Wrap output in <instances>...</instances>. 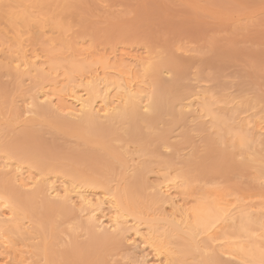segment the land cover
<instances>
[{"label":"rangeland","instance_id":"rangeland-1","mask_svg":"<svg viewBox=\"0 0 264 264\" xmlns=\"http://www.w3.org/2000/svg\"><path fill=\"white\" fill-rule=\"evenodd\" d=\"M2 48L6 49L4 52L28 48L30 52L39 53L45 62L52 58L62 60L64 67L72 61L100 59L103 61L104 54L106 57L113 50L150 57L152 65H161V68L166 67L163 71H170L163 77L168 82H174L170 87V98L174 106L189 104L190 99L192 100V98L184 99L179 104L178 96L186 98L190 93L206 91L211 93L215 100L222 101L214 108L229 109L236 105L238 114L244 113L240 117H250V120L261 118L258 119L261 122L264 119V0H0V51ZM77 50L91 52L93 56L87 59L80 57ZM5 62L4 56L0 53V66H4ZM1 68L0 125L8 127V130L5 127L7 130L5 142L10 143L17 133L26 128L28 120L35 115L30 116L32 118L28 120L25 118L14 120L15 112L18 111L19 114L22 112V102L28 101L24 95L29 90L27 87H31L30 81L25 80L26 83L22 81L24 85L28 82V85L24 86L20 79V81L16 79L15 72ZM173 68L178 71L176 79ZM137 75L138 80H152L144 72ZM17 82L27 88V91L24 89L26 93L23 91L25 94L21 92L22 90L20 93L17 91ZM20 97L24 101H21ZM191 113V115L187 114V119L177 121L176 118L163 112L153 128L141 123L143 132L155 134L164 129L169 130L163 142L155 144L148 142L146 150L140 149L138 143L129 141L124 136L126 127L124 124H117L116 131L123 140L112 143L124 153L126 168H121L119 163L113 160V169L100 176L105 181L106 188L100 185L85 188L78 181L72 185L79 188L82 186V190L88 191L87 195L93 199L95 208L99 206L100 210L97 211L99 217L108 222L112 215L111 211L105 205L101 208L98 205L106 190L112 193L117 190L122 195L125 186L133 180V176L138 171L134 170L140 166H148L143 172L146 187L142 191L139 206L131 210L133 215L131 214L129 219L130 223L125 226L127 229L121 237V243L117 244L119 241L117 239V242L114 241L116 244L101 248L105 264H144V262L152 264L159 257L165 258L166 251L159 248L158 241L161 238L149 239V226L146 222L152 217L150 208L153 194L155 192L154 195L158 194L159 189L166 185L176 186L175 191L170 190L171 194L174 193L172 196L175 203L177 204L178 201L184 208L191 207L194 202L202 198L207 202L219 201L221 205L231 208L245 204L252 205L257 210V207L264 205V175L260 174L258 169L264 168V135L256 143L254 142L255 144L252 142L250 148L241 145L237 138L234 146L232 143L235 138L234 131L229 122L227 124L232 131L220 121L214 122L212 115L205 116V111ZM253 115L254 119H252ZM35 119L34 128L39 130V134L41 133L42 145L44 144L47 149L52 147L51 149H57L59 152L61 148L59 153L64 154L66 150L79 151L86 147L75 135L56 132L49 126L48 119ZM196 125H202L203 129L195 127ZM219 125L224 127L221 132H218ZM185 133L191 136L187 142L183 138ZM254 146L261 153V157L260 154L247 157L248 152L252 153L251 148ZM91 147L98 150L95 145ZM176 147L177 150L174 149ZM23 148L24 146L18 153L22 152ZM221 149L232 154L236 165L247 163L251 167L246 170L240 167L229 168L226 175L208 170L211 167L207 158L209 156L214 158L218 154L217 150ZM0 150L2 151H0V163L4 158L9 157L8 160L6 159L11 164L9 169L20 164L21 173L29 170L28 173L31 172L33 178H38L41 182H55L57 187H61L62 184L70 185L68 178L60 172L61 166L65 165L66 161H59L54 171L40 170L28 163H21L19 156H10L3 152L2 148ZM166 159H171L170 166H165L163 161ZM251 159H255V162ZM202 160H205L207 169L205 174H198L189 164L199 163ZM90 167H94V162L82 168L84 172L91 174ZM2 171L8 172L0 169V173ZM187 172L186 178L184 175ZM2 176L5 181L11 175ZM177 178L182 179L186 184L181 185L183 181L179 179L180 182L176 181ZM15 186L19 187V184ZM178 186L181 187L179 190ZM8 197L9 194H6V198ZM41 201L40 198L33 203L35 208L42 209ZM74 201L77 209L79 206L77 197ZM163 207L161 213H166L165 216L171 215V205L167 204ZM71 215L73 216L61 214L51 216L55 237L51 241L52 249L55 251L66 250L73 236L82 244L89 240L85 229L78 224L85 220V217L81 218L75 213ZM254 217L260 220L259 223L264 222V216L259 218L254 215ZM22 222L23 226L18 233L6 234L0 238V264H46V257L36 248L43 236L49 235V230L42 233L39 220L33 215H25ZM134 223L140 226L136 228L137 225ZM226 230L219 232L216 238L220 239L224 232L231 234L232 229ZM167 234L170 236L166 241L172 242L169 246L175 251L179 264H202V260L197 258V253L187 256L180 253V243L185 238L183 233H177L178 237H175L176 233L173 232ZM162 238L164 240V237ZM262 241L264 246V240ZM209 247L205 239V250ZM209 253L213 254V251ZM223 258L233 264L240 263L226 256Z\"/></svg>","mask_w":264,"mask_h":264},{"label":"bare ground","instance_id":"bare-ground-1","mask_svg":"<svg viewBox=\"0 0 264 264\" xmlns=\"http://www.w3.org/2000/svg\"><path fill=\"white\" fill-rule=\"evenodd\" d=\"M6 49L2 48L0 51L6 60L5 65L0 67L15 72L16 79H20L21 82L30 81L29 86H31L27 87L29 90L24 95L28 101H24L20 97L21 101H24L22 102V112L19 114L16 111L14 120H18V118L28 120L33 117V114L35 116L32 118L33 120H28L26 128L17 133L10 143L5 142L8 127L5 126L6 130L0 125V149L2 148L3 152L10 156H19L18 159L21 163H28L40 170L54 171L57 169L59 161H66L67 163L61 166L60 172L68 178L70 185L62 184L61 187H57L55 182H41L38 178H33L31 172L28 173L29 170L28 172L25 171L26 173H21L20 164L9 169L11 167V164L7 162L9 157L4 158V161L0 163V169L8 172L2 171L0 173V238L6 234L18 233L23 226L22 221L25 215L36 216L42 233H46L47 230L50 232L49 235L43 236L36 248L46 257V264H105L101 248L109 244H116L117 239H119L117 244L121 243V237L127 229L125 226L130 223L129 219L133 215L131 210L139 206L142 191L146 187L143 172L148 169V166H140L134 170L138 171L133 176V180L125 186L122 195L117 190L113 193L108 189L106 190L98 205L100 208L105 205L111 211L112 215L108 222L99 217L97 213L100 210L99 206L95 208L93 199L87 195L88 191L82 190V186L80 188L75 187V185L72 186L78 181L85 188L99 185L106 188L105 181L100 176L113 169L112 161L115 160L121 168H126L127 162L124 153L120 152L112 143L123 140L116 131L117 124L126 126H124V136L129 141L138 143L142 150L147 149L148 142L153 144L163 142L167 136L168 129L152 134L143 132L140 127V124L144 123L148 128H153L154 124L160 120L163 112L176 118L177 121H182L190 111L193 114L199 110L205 111V116L212 115L214 122L220 121L228 128L231 125L235 137L232 142L233 145L237 138L241 145L250 148L252 147L249 146L250 144L256 143L264 135V119L261 122L258 120L261 118L250 120V117H247L249 119L240 117L244 113L238 114L239 110L236 105L229 107V109L225 107L214 108L216 104H221L222 101L215 100L214 96L211 93H206V91L200 92L201 94L190 93L189 97L186 98L178 96L179 104L184 99L192 98V100L190 99L189 104L183 103L185 105L174 106L170 98V87L174 82H168L163 77L170 71H163V68L166 67L161 68V65H152L150 57L130 55L121 51L119 53V50H113L106 57L104 54L103 59L105 58V60L103 61L101 59L97 61H72L65 68L62 60L52 58L45 62L39 53L30 52L31 50L29 51L28 48L4 52ZM77 51L80 57L86 59L93 56L91 52ZM112 60L113 62H111ZM39 62L41 63L38 64ZM169 64L167 65L169 66ZM59 70L63 71L59 72ZM141 72L147 74L152 80H138L137 74ZM173 74L176 79L178 71L174 68ZM31 83L32 85H30ZM21 85L17 82V91L20 93L22 90L21 92L26 93L27 88L24 86L28 85V82L24 86ZM1 88L0 85V90ZM24 92L23 94H25ZM23 94L21 93L22 96ZM21 101L19 102L21 103ZM177 107L179 108L177 109ZM15 109L18 108L15 107ZM35 118L38 120L40 118L42 120L48 119L49 126L56 132L71 133L80 138L86 147L79 151L66 150L64 154L59 153L61 148H58L59 152L57 149H51L52 147L47 149L44 144L45 147L42 145L41 133L39 134V130L34 128L36 126ZM252 119H254V115ZM197 126L203 129L202 125L195 127ZM218 128V132L224 130V127H220V125ZM231 129L228 130L232 131ZM190 137L185 133L184 141H189ZM93 145L97 146L98 150L93 149L91 147ZM22 146H24L23 151L18 153ZM255 148V146L251 148L252 153L248 152L247 157L251 155L253 157L257 154H260L261 157V153ZM174 149L177 150L178 148ZM62 150L64 151V148ZM155 150L153 151L155 152ZM217 153L214 158L212 156L207 158L210 160L211 167L208 170L215 173L226 175L229 168L240 167V169L246 170L251 167L247 163L236 165L232 154L222 149L217 150ZM251 160L255 162V159ZM93 162L94 167L89 168L91 174L84 172L82 167L91 165ZM163 162H165V166L171 165V159H166ZM189 165L198 174H205V169H207L205 160ZM258 169L259 173L264 175V168ZM1 174H5V177L10 174L11 179H5V181L9 179L5 183L1 178L4 176ZM184 176L187 178L188 172ZM178 179L175 180L183 181ZM183 183L186 184L183 181L181 185ZM16 184H19V187L15 186ZM174 188H176L175 185L172 187L166 185L159 189L158 194L154 195L155 192L151 198L152 207L150 210L152 212H150L152 217L150 216L151 218L147 219L146 222V225L149 226L148 236L149 239L153 240L161 238L158 241L159 248L166 251L164 259L159 257L152 264H179L175 251L169 246L172 242L166 241V238L170 236L167 234L169 232L176 233L175 237H178L177 233H183L185 238L180 243V253L183 256L197 253V258L202 260V264H233L225 260L223 258L225 256L242 264H264V246L261 243L264 240V222L259 223L260 220L258 221L254 217V215L259 216V218L264 216V205L257 207V210L252 205L245 204L231 208L221 205L219 201L207 202L205 198H202L194 202L191 207L184 208L178 201L177 204L175 203L172 196L174 193L171 194L170 191ZM177 188L179 190L181 187L178 186ZM6 194H9L8 198H6ZM75 197H77L79 204L77 209ZM40 198L42 209L35 208L33 205ZM167 204L171 205L172 211L171 215L165 216L166 213L163 214L161 211L164 210L163 205L166 206ZM73 213L80 215L81 218L85 217V220L78 224L85 229L89 240L82 244L77 242L73 236L70 246L68 245L66 250H53L51 240L55 237L51 216L55 214L73 216L71 215ZM139 226L137 225L136 228ZM225 229H227L226 231L232 229L231 234L224 232L225 234L223 233L222 237L217 239L216 235ZM205 239L210 246L207 250H205ZM115 240L116 242H114ZM209 251H213V254H210ZM144 264L149 263L144 262Z\"/></svg>","mask_w":264,"mask_h":264}]
</instances>
